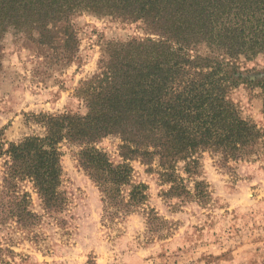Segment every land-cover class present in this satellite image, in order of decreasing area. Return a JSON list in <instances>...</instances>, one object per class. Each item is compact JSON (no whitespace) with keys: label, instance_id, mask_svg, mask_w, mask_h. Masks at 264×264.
<instances>
[{"label":"trees","instance_id":"obj_1","mask_svg":"<svg viewBox=\"0 0 264 264\" xmlns=\"http://www.w3.org/2000/svg\"><path fill=\"white\" fill-rule=\"evenodd\" d=\"M82 13L141 22L148 37L107 46L76 90L86 113L31 114L28 123L41 133L17 143L0 131V229L14 226L38 241L43 216L34 195L45 214L66 224L61 147L69 145L101 194L103 221L143 211L151 237L162 239L169 223L149 206L148 186L134 182L132 162L158 166L166 199L205 203L207 184L197 180L205 153L223 167L264 157V130L230 98L242 79L239 63L264 56V0H0V41L11 33L44 65L71 66L80 49L73 22ZM250 84L260 88L264 110V79ZM110 136L121 140L122 164L96 147ZM180 163L196 179L194 193Z\"/></svg>","mask_w":264,"mask_h":264},{"label":"rangeland","instance_id":"obj_2","mask_svg":"<svg viewBox=\"0 0 264 264\" xmlns=\"http://www.w3.org/2000/svg\"><path fill=\"white\" fill-rule=\"evenodd\" d=\"M73 23L80 49L76 62L65 68L44 65L11 33L0 41V131L5 141L17 143L41 133L39 126L28 123L31 114L86 113L76 90L96 73L107 46L148 37L141 22L82 13ZM206 52L203 47L198 54ZM239 66L235 76L242 79L230 98L244 118L264 130L261 90L250 84L264 79V56ZM120 145L119 138L110 136L96 147L118 165L124 162ZM61 148L62 189L69 198L61 216L66 224L45 214L34 195L33 208L43 216L36 229L39 239L30 241L14 226L0 229V264H264V157L223 167L218 158L205 153L197 179L207 184L205 203L166 199L169 185L162 181L158 166L150 169L132 162L134 182L148 186L149 206L169 223L158 239L149 234L143 211L116 224L104 222L101 194L78 165L79 149ZM3 163L0 159V184ZM185 166L180 163L177 171L194 193L196 179L189 178Z\"/></svg>","mask_w":264,"mask_h":264}]
</instances>
